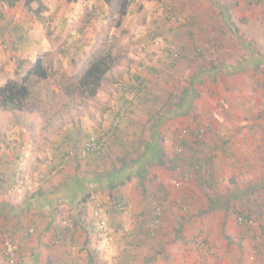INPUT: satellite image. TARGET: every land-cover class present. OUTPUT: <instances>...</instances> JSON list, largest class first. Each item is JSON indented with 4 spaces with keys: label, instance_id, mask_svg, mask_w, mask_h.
Here are the masks:
<instances>
[{
    "label": "rangeland",
    "instance_id": "1",
    "mask_svg": "<svg viewBox=\"0 0 264 264\" xmlns=\"http://www.w3.org/2000/svg\"><path fill=\"white\" fill-rule=\"evenodd\" d=\"M0 1L8 5L16 0ZM260 1L114 0L109 5L95 0L78 7L79 0H37L33 7H41L40 13L26 4L18 7L25 15L26 38H14L15 31L0 23V45L12 53L7 60L0 58V86L27 73L34 42L44 41L36 61L41 58L50 73L33 88L41 98L34 111L0 108V160L7 154L14 163L9 166L14 170L6 173L14 180L6 189L17 193L15 207L23 205L20 186H27L29 195L37 192L38 174L48 169L53 149L60 147L61 159L66 151L80 149L90 135L110 130L120 115L117 137L100 153L65 162L69 176L78 178L64 184L62 194L75 198L71 205L46 208V223L54 208L59 212L53 227L33 234L30 227L27 233L25 229L28 245L19 234L3 232L19 247L20 264L35 254L41 264H49V258L52 264L54 258L65 264L58 259L70 255H83L89 264L88 251L79 250L83 244L98 264H264ZM123 4L127 9L121 14ZM82 33L92 37L73 38ZM109 47L118 62L93 99L69 97L60 90L59 82L80 74L98 48ZM131 79L133 88L127 85ZM198 123L207 129L204 141L211 146L200 144L195 151L183 145V153L178 152L176 135L195 131ZM63 179L62 174L55 176L44 189L61 187ZM113 182L118 183L114 189L108 187ZM87 194L93 197L79 203ZM99 197L107 208L94 202ZM118 201L125 208H115ZM155 201L162 214L152 233ZM239 212L251 222H239ZM76 217L85 225L75 241L65 227ZM94 219L107 222L112 239L91 227ZM3 225L1 219L0 229ZM59 229L62 242L56 241ZM0 264H6L4 235Z\"/></svg>",
    "mask_w": 264,
    "mask_h": 264
},
{
    "label": "trees",
    "instance_id": "2",
    "mask_svg": "<svg viewBox=\"0 0 264 264\" xmlns=\"http://www.w3.org/2000/svg\"><path fill=\"white\" fill-rule=\"evenodd\" d=\"M36 1L37 0H25L26 5L28 6L29 9H31L32 11H36V13H40L41 7H38V6L33 7L35 5ZM105 1L109 5H113L114 0H105ZM248 3L256 5L255 0H248ZM259 3L262 4L260 0H259ZM127 4L122 5L123 11L121 14L126 13ZM112 50L113 49L111 47H109V48H98L92 54V56L88 59L84 71H82L80 74H75L67 82H59L60 90L65 95H67L69 97L78 96L79 98H81L83 100H88V101L93 99L97 95V93L100 89V86L102 84V81H103L104 77L106 76V74L118 62V57L113 53ZM197 50H198V52L202 51L201 49H197ZM49 76H50V73H49L48 67L45 66V64L41 58L38 59V61H36L30 67V69L22 77L21 80H9L3 86H0V108H2L3 110H8V111H16V110L17 111H26V110L34 111L37 107H39V104L41 102V98H39L37 96L39 94L34 93L33 88L35 87V85L37 83H39L43 79L49 78ZM140 78H141V76L138 77V80ZM141 86L144 87L145 85L141 84ZM32 96L34 97V101L36 100V102L29 103ZM197 126L198 127L195 129V131H189L188 133L185 132V134L180 135V137H179V134L176 135V137H177L176 142L179 143L178 144V150H179L178 152L183 153V151H184L183 145L184 146L188 145V147H190L192 150H195V151H197V149H200L201 143H203L204 145L211 146L210 143H205V141H204L205 140L204 137L207 134V129L204 126H202L200 123H198ZM118 127L119 126L117 125L113 129L105 131L107 133H112L110 139L112 137H115V136L117 137L118 133L116 131H117ZM183 136H185V137H183ZM90 137H91V135H90ZM108 144H109V142H107V146H108ZM85 147H86V144H83V146L80 149H75V148L70 149V150L66 151V153L62 154L61 159L58 158V155L60 153V147L58 146L55 149H53V155H55V157H53L52 160L48 162L49 163L48 169H46V171H40L38 174L37 182L39 184H37L38 185L37 186V188H38L37 192L32 194V195H27L29 197V202H28L29 208H28V210H30V209H32V207H34L37 199L44 197V196L50 197L52 195H58L57 197H59V198L57 201H60V202H58L59 204L61 202H63V203L68 202L71 205V200H72L71 198L72 197L67 195V193L62 194L64 191L63 190L64 188H62V187H64L63 186L64 184L65 185L72 184L69 181L76 180L78 178L77 177L78 175H76V177L71 178V175L69 176V174H71V173H68V169H67L69 167L67 166V164L65 162H68L70 160V158L81 159V160L84 159L83 157L86 158L90 154H87V153L85 155L81 154L85 150ZM18 156H20L22 158L23 155L21 156V154H18ZM2 159L5 163V165L8 166L6 169L13 171L14 170L13 167H12L13 169L9 168L10 164H12V165L14 164L13 160H9L7 154L3 155ZM3 161H2V163H3ZM124 163H126V162H124ZM16 171H18V170H16ZM16 171H14V172H16ZM6 173L7 172L5 170H4V172H3V170H0V183L2 181H8V180L13 179V177H11V179H8V177H7L8 174H6ZM60 174H62L63 178H64L61 181V184H60L61 187L54 185L53 187H51L48 190V192H46V189H44V188H46V187H44V184H46V182L47 183L50 182V180H52V178H54L55 176L60 175ZM16 175H17V173H16ZM111 175H114V174H111ZM79 182H80V184L82 183V181H79ZM114 184H118V183L113 182V183H111V185H108V187L114 189L115 188L114 186H116ZM89 197H90V195L87 194L85 197L78 198L79 203H86ZM78 199H75V201ZM72 203H73V201H72ZM116 203H119V201ZM127 204H129V203H127ZM12 210H13V208H12ZM161 214H162V212H161ZM161 214L159 216L156 215L155 217H154V215H152V219L154 221L156 219H158V223H159L161 221ZM44 215L47 216L46 214H42V216H44ZM58 215H59V212L57 211V208H54L52 211V220L48 226L49 229L53 227L54 224H52V222L56 219V217ZM239 216L245 217L247 219H251V217L247 216L243 212H239L238 217ZM100 221L98 223H95V219H94V222L92 223L91 227L97 228V230L101 234V233H103V231H102V229H100L98 227V224L100 223ZM74 224H75V226H74ZM94 224H95V226H94ZM87 227H89V226H87ZM65 228L67 229L68 232H71L73 239L76 241L80 238L81 234H79V230H80V228H83V222H81L80 219L78 217H76L75 220L73 219L72 225L71 226L68 225ZM158 228L159 227H156V228L150 227L149 231L154 233ZM56 229H58V228L56 227ZM59 230H57L56 241L62 242V240H63L62 237H64V233H63V229H59ZM5 231H8V230L3 229V228L0 229V237L3 235V232H5ZM62 234H63V236H62ZM73 245H74L73 247L76 248V242ZM86 247H87V244H86V246L83 244V246H81V248L79 250H81V251L86 250L87 249ZM87 251H88L87 255L90 257L88 259L89 264H98V262H96L95 258L90 256L92 254L91 251H89L88 249H87ZM78 254H80V253H78ZM4 256H5V247H4ZM70 257L72 258L71 255H70ZM75 259H76V264H84L85 263V261H84L85 259L83 258V255H79V256L73 258L72 260H75ZM63 261L65 262V264H75V263H72L71 261L68 262L67 259H63ZM86 262H87V260H86Z\"/></svg>",
    "mask_w": 264,
    "mask_h": 264
},
{
    "label": "crops",
    "instance_id": "3",
    "mask_svg": "<svg viewBox=\"0 0 264 264\" xmlns=\"http://www.w3.org/2000/svg\"><path fill=\"white\" fill-rule=\"evenodd\" d=\"M92 2H95V0H79L78 7H81L84 4H89V3L92 4ZM0 4H1L0 8H2V10H3V11H0V23L2 22V24H5V26L7 28L11 27L12 30L15 31L14 38H17L19 40L26 38V36H27L26 29H28V28H27V25L25 24L26 23L25 15L21 14L20 8H18L20 4H26L25 0H16L11 5L10 4L5 5L4 3H1V1H0ZM48 4H49V6H52V4H50L49 2H48ZM185 6H186V4H185ZM9 7H11V8H9ZM186 8H187V6H186ZM193 10H195V8ZM2 12L4 13V15L2 14ZM80 12H81V9H80ZM4 16H8V18L4 19ZM194 19H196V18H194ZM28 20L30 22L32 20V17L28 16ZM11 25H14V26H11ZM29 27H31V26L29 25ZM23 30H25V31L23 32ZM1 35H2V33L0 32V36ZM76 36H79L82 39L92 37L91 33L86 34V36H84L83 33L78 34V35L73 36V38H76ZM29 39L33 40V38H29ZM42 44L45 45L44 41H43V43L34 42L32 44V46L28 50V57H27L28 63L33 65L36 62V60H37L36 56H37L39 50H41V48L43 46ZM6 48H7V50L4 51V50H2V46L0 45V58H3V60H7V58H11V56H12V53H10V51L8 50V47H6ZM43 48H44V46H43ZM30 67H28V70L30 69ZM130 81H131V83H128L126 81L127 85L129 88H133L132 86H135L133 83V80L131 79ZM126 105H127V103H126ZM23 149H25V147H23ZM2 161H3V159L0 160V168H1L0 170H3V171L5 170L8 173L10 170L6 169L8 166L5 165L4 161L2 163ZM11 169H13V168H11ZM13 180L14 179H12V181ZM10 181L11 180L2 181L1 182L2 184L0 183L1 184L0 185V200L2 198L4 199L3 200L4 203L3 202L0 203V218L3 221H5V225H3L4 226L3 229H7L8 232L13 233L14 235L19 234L20 235L19 239L24 240L22 242H24V244L28 245V235L25 236L24 230L26 229V233H27L28 227H36V231L41 230L43 232L47 228L49 229L48 226L51 223L52 215H51V213H49V220L46 223L45 222L46 220L45 221L43 220V219H45L46 216L45 215L42 216V214H44L45 213L44 211L46 210V208L50 207L52 204H55V206H57V203L60 202V201H57L59 197H57L58 195H52L50 197H47V196L41 197V198L36 200L34 207H32V209L28 210L29 198L27 195H29L30 193L28 191L27 186L25 188L20 186L22 193L19 194V196H20L19 198H20L21 204H23V205L21 207L20 206L15 207V205H17L18 204L17 202H19V201H16V199L14 198L13 195H16L17 193L14 192L13 189L8 190V191L6 189V187L8 186L7 184H10V185L12 184V181H11V183H9ZM70 183H73V181H70ZM126 190L129 194L130 190H128V189H126ZM124 191H125V189H122L123 194H124ZM67 195H68V193H67ZM71 197L75 198V195L71 196ZM92 197H93V195H90V198H92ZM99 198L100 199L96 198L94 202L97 204L99 201H100L99 203L103 202L104 203L103 209L107 208L106 201L104 199H103L104 201H102L101 197H99ZM128 202H130V201H128ZM42 205L45 207H43ZM62 206H64V205H62ZM11 207L13 208V210ZM51 208H53V207L51 206ZM52 224H54V223L52 222ZM84 225H85V223L83 224V228H84ZM18 249H19V247H18ZM24 249L28 250V247H24ZM34 253L38 254L37 249L35 250ZM35 255L33 257H30V260L27 257V259H25L24 264H37L38 258H34V257H36ZM72 259L73 258H69L67 260H68V262L71 261L72 263L76 264V259L75 260H72ZM58 261L65 263L63 261V259L62 260L58 259ZM48 263L52 264L53 259H48ZM38 264H41L40 261H38ZM54 264H57L55 258H54Z\"/></svg>",
    "mask_w": 264,
    "mask_h": 264
},
{
    "label": "built area",
    "instance_id": "4",
    "mask_svg": "<svg viewBox=\"0 0 264 264\" xmlns=\"http://www.w3.org/2000/svg\"><path fill=\"white\" fill-rule=\"evenodd\" d=\"M143 81L145 80L144 77ZM124 109H122L123 112ZM119 119H120V115L116 116V119H114L113 122V127H116L119 124ZM112 133H107V132H102L101 134L97 135V136H91L89 138V140L86 143V147L85 150L81 153L82 155L87 154H91V153H100L106 146H107V142H109L108 140L110 139ZM176 184H179L178 181H175ZM125 203L123 202H119L116 203L115 208H125ZM154 209H155V213L156 215H160L161 214V204L160 202H156L154 203ZM239 222H245V221H250V219H247L245 217L239 216L238 217ZM158 219H156L154 221V224L152 225L153 228H156L158 226ZM99 227L103 230L107 229L106 226V222L104 220L100 221V225ZM4 247H5V263L6 264H20V256L18 254V248L17 246L10 240L9 237L4 235Z\"/></svg>",
    "mask_w": 264,
    "mask_h": 264
},
{
    "label": "clouds",
    "instance_id": "5",
    "mask_svg": "<svg viewBox=\"0 0 264 264\" xmlns=\"http://www.w3.org/2000/svg\"><path fill=\"white\" fill-rule=\"evenodd\" d=\"M170 14H173V12H170ZM125 106H127V105H125ZM129 108V107H128ZM117 116V115H116ZM113 124V123H112ZM112 127H113V125H112ZM111 129H113V128H111ZM201 144H203V143H201ZM119 202H121V201H119ZM127 203H129V204H131V202H127ZM96 213L97 214H99L97 211H96ZM106 222V221H105ZM99 225H100V223L98 224V227H99ZM106 226H107V229L106 230H103L102 229V231H103V233H104V235H106V237H108L109 239H112L113 237L112 236H109V235H107V231L108 232H111L110 231V228H109V225L107 224V222H106ZM100 228V227H99ZM101 229V228H100ZM29 230H30V232L33 234L35 231H36V227H30L29 228ZM3 235H5V234H3ZM5 236H7V235H5ZM10 240H11V238H10ZM12 241V240H11ZM13 242V241H12ZM14 243V242H13ZM15 244V243H14ZM17 248H18V246H17ZM18 254H19V249H18Z\"/></svg>",
    "mask_w": 264,
    "mask_h": 264
}]
</instances>
